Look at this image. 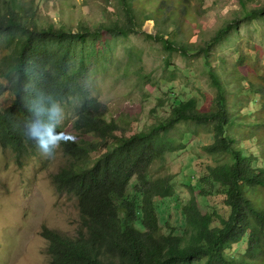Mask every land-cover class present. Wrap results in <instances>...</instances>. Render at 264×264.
<instances>
[{
	"label": "trees",
	"instance_id": "obj_1",
	"mask_svg": "<svg viewBox=\"0 0 264 264\" xmlns=\"http://www.w3.org/2000/svg\"><path fill=\"white\" fill-rule=\"evenodd\" d=\"M120 1L122 13L115 20L74 31L40 20L34 1L0 0V99L7 92L14 96L9 106L0 107V146L11 150L20 166L39 152L60 150L65 162L51 175L52 182L58 195L75 199L79 211L74 236L42 226L48 264H264V200L256 196L264 188V74L242 77L259 96V109L255 120L240 119L209 61L212 47L234 27L229 24L197 50L217 88L212 107L204 110L195 97L177 96L165 117L127 134L116 119H108V106L91 92L89 62L102 50L94 45L86 52L103 31L112 37L140 33L145 21L155 18L138 13L134 0ZM239 2L244 19L264 13V6L250 9L246 0ZM148 37L183 54L196 50L175 45L161 28ZM64 105L72 108L71 127L78 135H70L60 123ZM185 122L209 125L214 140L204 151L226 156L208 166L196 186L207 195L206 182L220 184L225 215L203 212L195 196L180 201L176 176L154 172L157 161L185 147L171 135ZM245 127L256 141L249 153L237 138ZM166 199L176 200L177 225L161 215ZM242 247V254L234 255Z\"/></svg>",
	"mask_w": 264,
	"mask_h": 264
},
{
	"label": "rangeland",
	"instance_id": "obj_2",
	"mask_svg": "<svg viewBox=\"0 0 264 264\" xmlns=\"http://www.w3.org/2000/svg\"><path fill=\"white\" fill-rule=\"evenodd\" d=\"M30 1L35 2L40 20L63 23L74 31L82 25L93 28L100 22L115 20L122 13L120 0H26ZM246 2L250 9L264 6V0ZM133 4L138 13L155 17L145 21L142 32L112 37L103 31L86 47V52L94 45L96 51L102 50L90 59L89 84L92 94L108 106V119H116L127 134H133L165 117L177 96L195 97L199 107L210 109L217 88L205 57L197 50L232 24L228 37L212 47L209 61L226 85L230 105L235 104L232 111L241 112L240 119L255 120L259 96L250 92V82L242 77L255 79L258 73L264 74V13L244 19L239 0H190L186 4L180 0H134ZM159 28L175 45L183 43L196 50L183 54L148 37ZM13 100L14 96L7 92L0 99V107L9 106ZM162 102L165 105L159 106ZM71 111L68 105L59 108L60 123L74 136L78 134L71 127ZM209 129V125L187 122L177 125L171 135L184 141L185 147L168 153L166 160L157 161L153 169L156 174L176 176L180 201L195 196L203 212L225 215L228 210L220 184L206 182L210 191L207 195L196 188L208 166L226 159L225 155L211 156L204 151L203 146L214 140ZM250 131L245 127L237 134L239 144L248 153L256 149L255 139L248 137ZM23 161L20 166L11 150L0 146V264H48V242L41 234L42 226L74 236L80 224L79 211L75 199L58 195L52 182L51 175L65 162L60 150L53 154L39 152ZM256 196L264 200V188H258ZM162 202L161 215L177 225L176 200ZM242 252L243 247L234 255Z\"/></svg>",
	"mask_w": 264,
	"mask_h": 264
}]
</instances>
